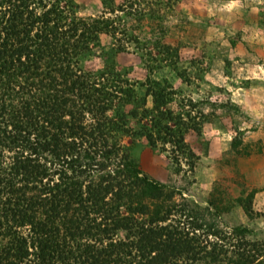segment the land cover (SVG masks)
Segmentation results:
<instances>
[{
  "label": "trees",
  "instance_id": "1",
  "mask_svg": "<svg viewBox=\"0 0 264 264\" xmlns=\"http://www.w3.org/2000/svg\"><path fill=\"white\" fill-rule=\"evenodd\" d=\"M102 3L114 19L83 17L77 0H0V264H264L249 227L222 226L220 205L146 174L144 147L166 153L178 176L195 173L187 134L202 136L210 119L198 108L210 102L176 112L166 81L120 72L124 48H106L102 35L119 21L139 50L128 23L151 14ZM148 44L179 71L177 48ZM256 193L237 199L248 216Z\"/></svg>",
  "mask_w": 264,
  "mask_h": 264
},
{
  "label": "rangeland",
  "instance_id": "2",
  "mask_svg": "<svg viewBox=\"0 0 264 264\" xmlns=\"http://www.w3.org/2000/svg\"><path fill=\"white\" fill-rule=\"evenodd\" d=\"M77 1L83 17H116L102 0ZM126 1L134 13L151 15L128 23L142 44L139 50L119 21L117 32L102 35L106 48H124L116 68L131 80L166 81L176 92V112L189 100L210 102L198 108L210 119L202 136L187 134L199 156L195 173L178 176L166 153L144 147L136 156L146 174L177 186L203 207L220 205L222 226H246L253 231L250 238L264 240V0H114L115 6ZM156 38L178 49L179 71L159 65L158 51L148 44ZM142 49L152 52V60L141 58ZM91 64L103 65L98 59ZM237 129L243 130L242 145L234 151ZM254 190V212L248 216L237 199Z\"/></svg>",
  "mask_w": 264,
  "mask_h": 264
}]
</instances>
